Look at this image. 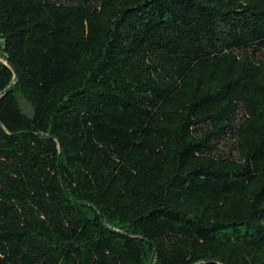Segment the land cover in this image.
Returning <instances> with one entry per match:
<instances>
[{
    "label": "trees",
    "instance_id": "trees-1",
    "mask_svg": "<svg viewBox=\"0 0 264 264\" xmlns=\"http://www.w3.org/2000/svg\"><path fill=\"white\" fill-rule=\"evenodd\" d=\"M0 39V264H264V0H0Z\"/></svg>",
    "mask_w": 264,
    "mask_h": 264
},
{
    "label": "rangeland",
    "instance_id": "rangeland-1",
    "mask_svg": "<svg viewBox=\"0 0 264 264\" xmlns=\"http://www.w3.org/2000/svg\"><path fill=\"white\" fill-rule=\"evenodd\" d=\"M2 43V40L0 39V44ZM22 106L26 109H28L27 105L21 100Z\"/></svg>",
    "mask_w": 264,
    "mask_h": 264
}]
</instances>
